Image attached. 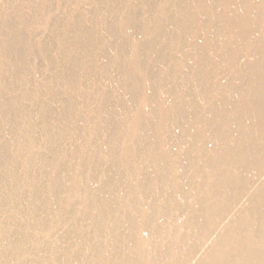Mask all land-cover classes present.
I'll use <instances>...</instances> for the list:
<instances>
[{"label":"bare ground","instance_id":"obj_1","mask_svg":"<svg viewBox=\"0 0 264 264\" xmlns=\"http://www.w3.org/2000/svg\"><path fill=\"white\" fill-rule=\"evenodd\" d=\"M0 264H264V0H0Z\"/></svg>","mask_w":264,"mask_h":264}]
</instances>
